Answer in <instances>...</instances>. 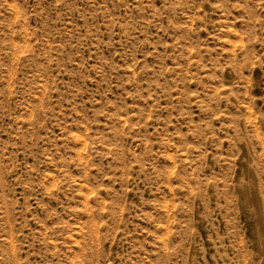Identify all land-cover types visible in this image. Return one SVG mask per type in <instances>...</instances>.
Masks as SVG:
<instances>
[{"label": "rangeland", "instance_id": "374dc122", "mask_svg": "<svg viewBox=\"0 0 264 264\" xmlns=\"http://www.w3.org/2000/svg\"><path fill=\"white\" fill-rule=\"evenodd\" d=\"M0 264H264V0H0Z\"/></svg>", "mask_w": 264, "mask_h": 264}]
</instances>
